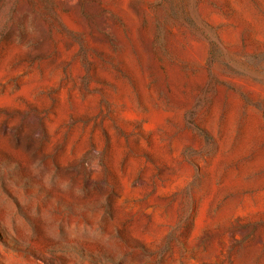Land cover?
<instances>
[{
	"label": "rangeland",
	"instance_id": "1",
	"mask_svg": "<svg viewBox=\"0 0 264 264\" xmlns=\"http://www.w3.org/2000/svg\"><path fill=\"white\" fill-rule=\"evenodd\" d=\"M0 264H264V0H0Z\"/></svg>",
	"mask_w": 264,
	"mask_h": 264
},
{
	"label": "bare ground",
	"instance_id": "2",
	"mask_svg": "<svg viewBox=\"0 0 264 264\" xmlns=\"http://www.w3.org/2000/svg\"><path fill=\"white\" fill-rule=\"evenodd\" d=\"M159 117H160V116H159ZM159 117L156 116L155 119H156V120H157V119H161V118H159ZM200 220H201V219H200ZM203 220H204V219L202 218V222H203Z\"/></svg>",
	"mask_w": 264,
	"mask_h": 264
}]
</instances>
